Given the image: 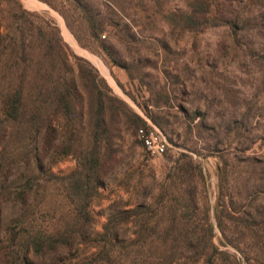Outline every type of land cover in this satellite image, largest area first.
<instances>
[{
	"label": "rangeland",
	"instance_id": "1",
	"mask_svg": "<svg viewBox=\"0 0 264 264\" xmlns=\"http://www.w3.org/2000/svg\"><path fill=\"white\" fill-rule=\"evenodd\" d=\"M193 1L20 0L35 38L31 62L22 65L9 37L0 41V264H15V254L27 264H115L111 259H122L121 253L130 264L141 261V238L165 236L210 247L191 261L189 250H175L167 259L160 254L167 250L152 243L145 251L159 254L143 260L264 264V0L226 3L209 16L220 17V24L191 28L184 18ZM80 5L102 22L100 42L109 55L93 39ZM11 6H0V21L3 34L13 37V21L6 20ZM63 26L74 44L66 41ZM55 27L73 55L69 77L79 88L78 118H56L49 100L47 125L58 119L62 151L72 152L40 161L24 137L25 125L6 117L3 101L13 82L26 76L27 65L34 88L69 56L46 48ZM40 31L46 40L38 38ZM92 68L113 100L100 145L105 185L89 199L91 225L84 226L72 214L71 183L86 174L92 150ZM122 110L151 119L169 142L167 152L148 153ZM246 211L257 213L251 225L241 222ZM23 230L32 236L58 231L69 236L68 244L11 258L13 234ZM104 242L118 253L106 256Z\"/></svg>",
	"mask_w": 264,
	"mask_h": 264
},
{
	"label": "trees",
	"instance_id": "2",
	"mask_svg": "<svg viewBox=\"0 0 264 264\" xmlns=\"http://www.w3.org/2000/svg\"><path fill=\"white\" fill-rule=\"evenodd\" d=\"M234 0H220L219 3L217 0H194L191 8V14H189L184 19V23L191 27L197 28L201 25L206 26L207 22L210 24L213 22H221L220 17L216 16L213 19L209 17L220 9L223 10L224 4L226 3H234ZM216 2V3H215ZM48 3V1H46ZM50 5V2L48 3ZM13 5V13L10 15L11 11L7 12V22L13 21V37L10 35V32L7 34H3L1 21H0V41L3 39L9 40L13 44V51L17 52V60L22 64L31 62V50L30 46L33 42L35 36L33 35V26L26 25V19L29 13L24 9L20 0H0V6ZM12 7V6H11ZM80 9L84 13V16L91 28V35L93 39L99 42L101 48L107 52L109 55L110 52L107 46L104 45L103 42H100V33L103 31L102 22L94 18L87 8L80 5ZM3 12V11H2ZM198 16L202 17L200 19ZM9 19V20H8ZM233 21H226V24L230 25ZM11 24V23H10ZM17 25L15 28L14 25ZM9 26L8 28H11ZM56 37L47 40V44L49 47H46L47 50H56L57 47L60 51H66L69 53V56L66 55L65 61H60L56 66V74H50L53 70H49L45 72L44 75L40 77V79L35 83V87L32 88L29 69L30 67L27 65V68H24V76L21 79H18L17 82H13V87L6 92L4 101H3V111L7 118L12 119L15 123L19 125H25L26 132L24 137L30 142L33 146L37 154V158L40 161H45L48 156H59L61 154H71V150L63 153L62 149L65 147L61 146L59 143V130L54 123L52 122L50 125H47L46 111L48 107L49 100L54 106V114L56 118H63L68 121L74 122L77 120V109L79 108V96H78V86L74 78L69 77V75L73 72V69H70V56L73 57L69 47L64 43L63 39L59 35V30L56 29ZM36 35V34H35ZM42 40H46V37L42 31H40V35L38 38ZM55 44V45H54ZM112 58V57H111ZM115 62V61H114ZM119 64V63H117ZM89 65V64H88ZM46 71V70H45ZM71 71V72H70ZM96 74L93 78H88V82H90L89 88L92 92L95 93V96L92 101V129H91V139H92V150L88 153V164H86L85 170L86 174L79 177H73L71 183V191L75 195V199H73V217L76 216L79 221L82 222V225L87 226L91 225V219L89 216V199L93 198V194H98L99 189L105 185L103 182V174H102V164H101V151L100 145L103 142V137L105 134L109 132L107 128V115L108 110L112 107V97L104 94L99 84H103L105 86V81L102 80L97 73V71L92 68L91 70ZM96 72V73H95ZM87 78V77H86ZM123 104V103H122ZM119 113L124 118L126 124L130 126V129L136 130V135L138 134V130L141 128H147L148 122L145 118L140 117L132 111L122 110ZM150 121L155 124L151 119ZM75 131V130H74ZM141 142V141H140ZM142 147H144L141 142ZM25 188V187H24ZM25 194V189L21 193V195ZM74 195H70L73 198ZM245 219L241 220L243 223H251L252 218L257 216V213L245 212ZM148 218H151L149 216ZM248 220V221H247ZM18 223L17 221H14ZM21 225V223H20ZM251 225V224H248ZM73 228H76L72 225ZM67 231V225H66ZM153 229H143V232H155ZM141 234H144V233ZM13 234V251L11 252V258L15 253H30L34 250L36 253H42L45 249L54 250L59 245L66 246L68 244L67 240L69 239L68 235H62L60 232H40L35 235L27 234L28 231H16ZM24 236V237H23ZM26 236V237H25ZM107 245L106 256L115 255L113 253H118L116 249L112 246L111 243L104 242ZM155 244L157 249H166V253H160L165 258H170V255L175 250L182 251L183 249L189 250L187 252V259L194 260L196 257V253L200 250L206 249L210 247L208 242L201 241H189L185 239H179L177 241L176 238L165 236L158 237L157 240H148L143 239L137 242V247H140L141 253V261L135 258L130 264H152L154 261L150 259L143 260V255H148L147 257H151L152 254L155 255L159 253H148L145 251L147 246L151 244ZM104 253V252H103ZM128 254V253H127ZM125 253H121L122 259H117L119 255H115L114 258L111 259L113 263H119L120 260H124V264H127ZM21 254H15L13 259H16L15 264H27L29 263V259L26 257L23 258V262L21 263L20 258ZM153 257V258H154ZM214 258V257H213ZM7 264V261L4 263ZM234 264H238L234 260Z\"/></svg>",
	"mask_w": 264,
	"mask_h": 264
},
{
	"label": "built area",
	"instance_id": "3",
	"mask_svg": "<svg viewBox=\"0 0 264 264\" xmlns=\"http://www.w3.org/2000/svg\"><path fill=\"white\" fill-rule=\"evenodd\" d=\"M146 120L148 127L139 129L138 137L148 153L162 156L167 152L169 142L165 135L150 120Z\"/></svg>",
	"mask_w": 264,
	"mask_h": 264
},
{
	"label": "bare ground",
	"instance_id": "4",
	"mask_svg": "<svg viewBox=\"0 0 264 264\" xmlns=\"http://www.w3.org/2000/svg\"><path fill=\"white\" fill-rule=\"evenodd\" d=\"M30 5L32 6L33 5V7H40V8H43L41 5H39V6H36V3L35 2H30ZM38 5V4H37ZM39 8V9H40ZM64 27V31H63V35H64V37H65V39H66V41L67 42H69L70 44H74V40L72 39V37H71V35H70V33H69V31H68V29L66 28V26H63ZM76 47V46H75ZM97 65H99L98 63H96ZM99 67H100V65H99ZM102 72L104 73V70H102Z\"/></svg>",
	"mask_w": 264,
	"mask_h": 264
}]
</instances>
